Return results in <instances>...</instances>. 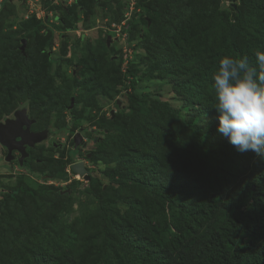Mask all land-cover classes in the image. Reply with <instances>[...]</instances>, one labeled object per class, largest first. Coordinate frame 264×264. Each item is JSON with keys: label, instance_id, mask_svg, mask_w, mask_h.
Segmentation results:
<instances>
[{"label": "trees", "instance_id": "16d2710c", "mask_svg": "<svg viewBox=\"0 0 264 264\" xmlns=\"http://www.w3.org/2000/svg\"><path fill=\"white\" fill-rule=\"evenodd\" d=\"M229 1L239 2L229 7L230 14L221 9L222 0H136L123 32L129 47L135 43L143 51L144 75H138L135 58L122 71L120 49L115 47L110 57L105 52L107 36L113 37L110 24L124 21L129 12L123 0H73L70 7L64 0H45L46 14L64 11L63 19L54 17L59 27L32 17L16 31L12 25L0 29V123L33 104L40 114L32 117L26 111L35 130H41V118L54 112L61 115L55 131L70 138L82 121L89 128L98 126V137L95 130L87 133L97 148L85 159L106 165L103 176L115 189L113 195L109 189L102 195L99 184L98 191L89 190L97 203L95 218L84 236L74 233L68 240L72 226L63 228L57 212L70 206L71 199L43 180L65 177L67 161L80 150L70 149L65 162L54 157L60 154L58 147L38 145L22 166L25 175L18 176L16 193L8 194L15 200L21 193L27 202L8 211L9 203L0 198L7 212L5 220L0 213V264H264V158L237 151L218 133L212 79L225 56L247 57L257 66L255 50L264 52V0ZM105 5V37L96 49L90 43L79 50L84 56L78 65H94L95 70L74 80V87L92 98L124 95L127 107L95 120L77 114L74 88L58 96L50 86L51 49L56 31L76 34L74 9L87 20ZM44 30L47 35L39 41ZM19 35L26 39L23 53ZM61 63L72 64L68 59ZM157 79L167 80L178 107L135 92L140 81ZM63 111L70 115L69 123ZM46 196L51 200L42 209Z\"/></svg>", "mask_w": 264, "mask_h": 264}, {"label": "rangeland", "instance_id": "374dc122", "mask_svg": "<svg viewBox=\"0 0 264 264\" xmlns=\"http://www.w3.org/2000/svg\"><path fill=\"white\" fill-rule=\"evenodd\" d=\"M4 0H0V11L1 6ZM45 0H7L5 3V7L3 11H1L0 14V29L7 31L9 27L11 26L13 31L18 30V26H20L24 21L29 20L30 18L34 17L36 20L38 19H44L48 24L51 26L57 25L58 21L54 19L57 17H60L63 19L64 11H59V9H54L53 11H50L48 14H46L43 2ZM71 0H65L64 4L65 7H70L73 2H70ZM103 1V0H101ZM104 3V2H103ZM239 4V2H233L231 3L229 0H222V10L228 14H230L229 7H235ZM53 5H58V3H53ZM72 8V7H71ZM109 7L107 5L100 7L96 12L92 15H90L87 20L85 14L82 12V10L74 9L76 11V16H78L79 20L74 23L73 26L77 28L76 34H80V36H77L74 33H66L65 35H60L57 33V31L54 34L53 39V46L51 49V60H52V66L50 67V76H51V82L50 86H52L56 90V94L60 96V94L70 93V90L74 88V90L77 91L75 93V96L78 97L76 100V108H77V114H81L83 117H93L95 120L99 119H106L109 116H114V114L118 113L119 108L125 109L127 107L126 99H122V97H125L124 95L117 96H96V98H92L90 95H87L85 91L79 90L75 86L74 80H79L83 78H87L91 75H93L91 70L94 69V65L87 66V68L80 67L79 57L84 56V52H80L79 50L82 47H86V45L90 44L92 46H96V43H99L102 38L105 37V33L103 32L104 25H107L108 22V11ZM53 23V24H52ZM88 28V29H86ZM60 26V25H59ZM58 26V27H59ZM103 29V30H101ZM101 31V32H100ZM85 34H84V33ZM114 32H112V35ZM84 34V35H82ZM43 35V36H42ZM46 36V31L40 32V38L39 41L42 40V38ZM22 35L17 36V39L19 37V44L21 46V40L25 39L21 37ZM109 37V36H107ZM81 38V39H80ZM121 38V37H120ZM107 39V38H106ZM26 40V39H25ZM115 40V39H114ZM108 41V40H107ZM119 42V39L117 40ZM116 41V42H117ZM89 42V43H88ZM111 40L107 45L106 55L110 57V55H113V52L115 51L114 48L120 49V45L117 46L118 43H116ZM134 48V50H133ZM131 57L132 61H134L135 58V68L139 71L138 75H144L146 73V66L141 63L140 57L143 56V51L141 49L136 48L135 43L131 44ZM92 53H94L92 51ZM101 54H103L101 52ZM61 59H68L71 61V65H67V67L61 63ZM91 69V70H90ZM138 95L147 94L151 98L158 97L162 100L168 101L173 107H178L179 103L177 101L176 96L172 93L171 88L165 79H157L150 82H139L136 85L135 89ZM65 92V93H64ZM66 95V94H65ZM81 95V98L79 97ZM83 95V97H82ZM61 97H67V96H61ZM118 98H121V104L120 106L116 104V100ZM73 99V98H72ZM81 100V101H80ZM74 101V99H73ZM80 101V102H79ZM32 104V103H31ZM96 107V108H95ZM35 108H37L36 105L31 106V109L25 108L29 113H31L32 117H36L40 114V112ZM62 115L65 116V124L69 123L70 121V115L68 112L63 111ZM59 113L54 112L50 113V115L43 117L40 119V128L41 129H48V137L51 135L53 141L55 143L60 144V154L55 153L54 157L62 158L66 162L68 160V154L70 153V144L71 138L67 135H63L62 131H55V123L56 119L59 118ZM11 118V117H9ZM61 123V122H60ZM89 122L88 121H82L80 124V128L85 129L86 133H90L91 131H96V137H98L99 128L98 126H94V128H89ZM38 126V128H39ZM77 131V130H76ZM78 132V131H77ZM60 133V134H59ZM62 134V135H61ZM100 134V133H99ZM107 132H102V137H106ZM47 137V138H48ZM51 138V137H50ZM93 140V139H92ZM88 140L87 142H90L88 147H84L80 150V154L72 160L71 163L68 164L65 167V174L66 176L62 179L59 178H46L43 181L44 185H52V187H55L59 191V195H62L63 198H70L71 199V205L60 211L57 212V217L60 218L61 223L64 225L63 228H66L68 226H72V229L68 230L66 236L68 237V240L74 235V233L79 234L80 238L86 234V231L89 230V227H87V224L92 218H95L94 215L96 214V206L97 203L94 199V197L89 194V190L92 189L93 191H98L96 185H101L102 195L105 189H109L110 193L113 195L115 192V189H113V185L109 183L107 179L103 176V171L106 168V165L102 164V162L98 163H91L87 159H85V156L90 158L91 153L93 152L92 149L97 148V143H95V140ZM48 140L45 141V143H42L43 148L47 147ZM37 148L38 145L36 146ZM92 148V149H91ZM93 149V150H94ZM91 150V151H90ZM56 152V151H55ZM76 153V151L73 152V155ZM90 153V155H89ZM44 155V154H43ZM39 158V157H37ZM80 162L82 164V167L85 170V174L88 179L85 180L83 176L80 174H76L72 171L71 165L73 163ZM115 166V164L113 165ZM22 166L18 164V160L15 159L11 163V161H5L3 159V154H1L0 150V195H3V200L6 199L8 204V211L10 210H19L20 207L23 204V200H26L24 202H27V199L24 197L23 194L18 193L15 196V200H11L8 197V194H12L16 191V187H18L20 184L18 183V176L25 175V171L23 170ZM46 173V172H45ZM44 173V175H45ZM37 182V181H36ZM40 184L41 182H37ZM16 193V192H15ZM1 197V196H0ZM108 196V200L110 199ZM43 199V202L40 206H42V209L45 207V204H48V202L51 200V197H45L41 198ZM46 202V203H45ZM118 211L121 213L123 212V208L120 206H117ZM6 206H1L0 204V213L3 215V219H7V212ZM13 212V211H11ZM46 218H49V214L45 216ZM4 220L0 219L1 222ZM57 225V224H56ZM86 227V230H83ZM95 226H93L94 228ZM67 229V228H66ZM75 229H77L75 231Z\"/></svg>", "mask_w": 264, "mask_h": 264}, {"label": "clouds", "instance_id": "9594fccd", "mask_svg": "<svg viewBox=\"0 0 264 264\" xmlns=\"http://www.w3.org/2000/svg\"><path fill=\"white\" fill-rule=\"evenodd\" d=\"M112 36L114 42L119 39L116 43L121 50L120 38ZM125 43L129 47L127 41ZM255 59L256 67L247 57L225 56L219 60L212 79L217 101L215 110L219 113L218 133L226 137L237 151H252L257 157L264 158V52L255 50Z\"/></svg>", "mask_w": 264, "mask_h": 264}, {"label": "water", "instance_id": "95a60500", "mask_svg": "<svg viewBox=\"0 0 264 264\" xmlns=\"http://www.w3.org/2000/svg\"><path fill=\"white\" fill-rule=\"evenodd\" d=\"M109 43L110 37L107 38ZM26 40H21L20 50L23 53L25 50ZM34 123V120H30L27 116L25 108L17 110L13 114L12 119H6L0 123V146L7 150V161L13 160L11 153L17 151L20 153L18 163L23 166V160L28 156L25 148L33 147L35 144H39L47 139L48 131L44 130L37 133H31L29 127ZM25 128V129H23ZM79 145L78 135L74 139L75 148ZM71 169L74 173L80 174L85 180L88 177L85 174V170L81 163L71 165ZM253 189V187H252Z\"/></svg>", "mask_w": 264, "mask_h": 264}, {"label": "flooded vegetation", "instance_id": "af4514ba", "mask_svg": "<svg viewBox=\"0 0 264 264\" xmlns=\"http://www.w3.org/2000/svg\"><path fill=\"white\" fill-rule=\"evenodd\" d=\"M11 118H13V117H11ZM11 118H8V119H11ZM29 118V117H28ZM30 120H33V119H31V118H29ZM70 120H71V118H70ZM35 125V120H34V123L33 124H31V126L29 127V131L31 132V133H37V132H41V131H44V130H46V129H41V130H35L34 128H33V126ZM23 129H25V128H23ZM62 133H64L63 135H67V133L66 132H62ZM60 134V133H59ZM62 135V134H61ZM78 135V138H79V145L75 148V146H74V139L76 138V136ZM52 136H54V135H51V136H49L45 141H47L48 140V143H47V148L51 145V146H54V147H58L59 149H60V144H57V143H55V141H53V139H52ZM87 133H86V131L83 129V128H79V131L78 132H75V133H73L72 135H71V140H72V147H70V149H72V150H81V149H83L84 147L86 148V147H88L89 146V143L90 142H87ZM51 137V138H50ZM45 141L44 142H42V143H45ZM41 143V144H42ZM41 144H38V145H41ZM36 144L33 146V147H26L25 148V150H26V153L28 154V156L23 160V165L25 164L24 162L25 161H27L28 159H29V157H31L32 156V153L33 154H36L35 152H34V149L36 148ZM62 148V147H61ZM0 150H1V154H3V159L6 161V158H7V150L5 149V148H3V147H1L0 146ZM11 155H12V157H13V160H15V159H17V160H19V158H20V153L19 152H17V151H13L12 153H11ZM13 160H10L11 161V163L13 162ZM35 161H39L38 159L37 160H35ZM19 164V163H18ZM24 170V169H23ZM0 193H1V191H0ZM2 195V194H1ZM0 195V196H1ZM1 198V197H0Z\"/></svg>", "mask_w": 264, "mask_h": 264}, {"label": "built area", "instance_id": "2783aa9c", "mask_svg": "<svg viewBox=\"0 0 264 264\" xmlns=\"http://www.w3.org/2000/svg\"><path fill=\"white\" fill-rule=\"evenodd\" d=\"M118 1H121V0H118ZM123 1L126 4L128 3V6H126V8L128 9L129 12L124 15V18H125L124 21H121L119 24L112 23L110 25V29H111V32H114V35L117 38L121 37L120 40H121V44L123 45V47L121 49L122 50V54H123L122 71L125 72L128 64H129V61L132 59V57H131V51L132 50L125 43V41L127 39V34L123 32V28L126 25V21L130 19V16H131L132 12L135 9L136 0H123Z\"/></svg>", "mask_w": 264, "mask_h": 264}]
</instances>
